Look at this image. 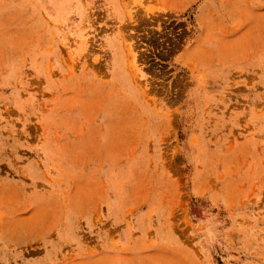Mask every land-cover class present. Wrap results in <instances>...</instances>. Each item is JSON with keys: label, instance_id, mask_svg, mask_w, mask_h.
<instances>
[{"label": "rangeland", "instance_id": "374dc122", "mask_svg": "<svg viewBox=\"0 0 264 264\" xmlns=\"http://www.w3.org/2000/svg\"><path fill=\"white\" fill-rule=\"evenodd\" d=\"M0 233L264 264V0H0Z\"/></svg>", "mask_w": 264, "mask_h": 264}, {"label": "crops", "instance_id": "0c3cea01", "mask_svg": "<svg viewBox=\"0 0 264 264\" xmlns=\"http://www.w3.org/2000/svg\"><path fill=\"white\" fill-rule=\"evenodd\" d=\"M100 246L99 254L92 255L94 264H112L114 253L112 240L104 238L97 240ZM96 244V243H95ZM94 245V244H93ZM79 259H63L59 257H33L32 240L21 241L20 239H10L0 233V264H79Z\"/></svg>", "mask_w": 264, "mask_h": 264}]
</instances>
